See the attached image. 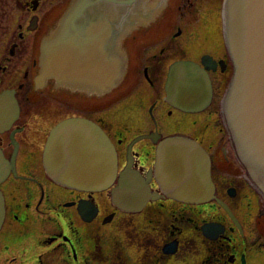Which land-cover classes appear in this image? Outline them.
<instances>
[{
  "label": "flooded vegetation",
  "instance_id": "flooded-vegetation-1",
  "mask_svg": "<svg viewBox=\"0 0 264 264\" xmlns=\"http://www.w3.org/2000/svg\"><path fill=\"white\" fill-rule=\"evenodd\" d=\"M70 1L0 0V25L11 23L0 33V95L12 92L18 106L16 119L0 132V150L10 167L0 183V264H264V200L237 162L221 115L233 74L223 38L224 0H135L128 7L133 17L147 18L151 11L155 16L121 40L126 73L103 96L63 88L53 78L37 81L41 40ZM203 56L212 59L209 106L196 113L173 107L164 99L170 65L187 60L203 66ZM47 100L54 105L76 101L92 112L60 116L25 140L24 116ZM73 117L104 130L115 148L118 172L129 167L143 179L163 138L195 140L210 159L214 200H174L151 177L156 198L126 211L113 204L110 189L86 192L55 183L44 172V145L56 124ZM117 230L123 236L108 240Z\"/></svg>",
  "mask_w": 264,
  "mask_h": 264
},
{
  "label": "water",
  "instance_id": "water-1",
  "mask_svg": "<svg viewBox=\"0 0 264 264\" xmlns=\"http://www.w3.org/2000/svg\"><path fill=\"white\" fill-rule=\"evenodd\" d=\"M134 1L71 0L41 40L37 81L53 78L59 86L89 96L115 89L127 69L121 40L133 26L147 22L143 16H137L138 23L134 21L128 9ZM222 25L233 65L221 102L222 119L238 163L264 200V0H224ZM211 61L203 56V66L187 60L171 64L165 100L185 112L204 110L212 97L207 73ZM17 114L12 92L2 93L0 132L10 127ZM42 161L45 174L55 183L86 192L111 188L113 204L126 211L140 210L149 198H156L148 185L151 177L174 200L188 204L214 200L209 156L200 144L183 135L158 143L154 165L143 179L129 167L118 173L115 148L106 133L91 120L73 117L50 130ZM9 170L0 150V183ZM3 219L0 191V227Z\"/></svg>",
  "mask_w": 264,
  "mask_h": 264
},
{
  "label": "rangeland",
  "instance_id": "rangeland-1",
  "mask_svg": "<svg viewBox=\"0 0 264 264\" xmlns=\"http://www.w3.org/2000/svg\"><path fill=\"white\" fill-rule=\"evenodd\" d=\"M11 23L7 24H1L0 25V33H3L4 29L6 30L9 28ZM141 79L139 78L138 84H137V89L140 87L139 83H141ZM87 111H91L92 109L89 110H83L82 106H79L76 101L73 103H63L61 105H54L53 103H50L49 100L46 102L38 103L35 105V107L31 110V113L27 112V115L24 116V119L26 121L27 127L25 133L27 135H23V138L28 141V139L31 140L30 134L33 133L37 128V130L43 129V128H48L49 124H52L55 122L57 119H59L60 116H66L70 114H86ZM90 112V113H91ZM42 115V119L41 118ZM176 128V127H174ZM135 132V131H134ZM133 132V133H134ZM38 136H36L37 138ZM118 233L117 236H114L112 238H108V240H114L116 238H121L122 235V230L121 231H114V234ZM124 245L126 244V241L123 243ZM128 248H130V243L127 245ZM133 248V246H132ZM131 250V249H130ZM133 250V249H132ZM10 257V256H9Z\"/></svg>",
  "mask_w": 264,
  "mask_h": 264
},
{
  "label": "bare ground",
  "instance_id": "bare-ground-1",
  "mask_svg": "<svg viewBox=\"0 0 264 264\" xmlns=\"http://www.w3.org/2000/svg\"><path fill=\"white\" fill-rule=\"evenodd\" d=\"M147 18H145V21H150V20H152L153 18H154V16H155V14L153 13V11H151V12H148L147 14ZM135 18V22L137 23V18L136 17H134Z\"/></svg>",
  "mask_w": 264,
  "mask_h": 264
}]
</instances>
